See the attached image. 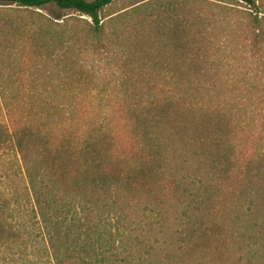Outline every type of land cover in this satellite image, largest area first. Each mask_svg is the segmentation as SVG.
I'll return each mask as SVG.
<instances>
[{
    "label": "trees",
    "instance_id": "trees-1",
    "mask_svg": "<svg viewBox=\"0 0 264 264\" xmlns=\"http://www.w3.org/2000/svg\"><path fill=\"white\" fill-rule=\"evenodd\" d=\"M116 1L0 0V59L5 54L22 58L14 67L16 77L9 75L11 83L0 66V159L19 164L45 264H191L214 253L220 257L233 237L232 205L241 196L246 200L260 194L264 208V152L238 160L231 128L236 110L264 118V77L253 85L256 100L234 102L236 110L224 108L226 100L174 98L172 93L184 86L178 81L181 75L195 77L203 70L198 65L203 61L193 54L200 53L211 21L198 27L175 0L160 3L159 9L146 7L157 0H132L123 12H106ZM239 1L255 6L246 21L249 47L263 59L264 7L255 0ZM47 4L88 19L55 21L37 10ZM146 8L145 17L134 19L129 28L125 25L122 43L127 48L121 47L108 24L130 9L133 15ZM163 52L168 55L162 57ZM142 57L150 62L137 65L150 76L178 79L165 91L169 95L152 98L148 93L145 101L129 105L121 116L112 115V131L96 135L83 129L81 116L56 113L77 108L85 92L110 87L107 71L115 76L120 61L133 63ZM125 61L124 67L129 66ZM26 69L31 93L45 89L71 98L56 102L35 94L19 96L26 89ZM46 75L58 81L37 78ZM16 79L21 85L12 83ZM190 81L186 84L193 88ZM168 83L153 87L164 90ZM260 124L264 127V119ZM246 127L243 130H251L250 122ZM187 167L193 168L191 178ZM188 179L206 194L203 198L186 188ZM17 191L15 186L10 193L15 197ZM182 195L192 197L197 206L188 204L178 212L175 200ZM246 204L251 210L252 202ZM20 205L17 200L16 205L0 201V246L33 243L37 237L30 234V224L14 216L11 207L23 212ZM149 234L153 239L146 240ZM228 250L235 252L233 246Z\"/></svg>",
    "mask_w": 264,
    "mask_h": 264
},
{
    "label": "rangeland",
    "instance_id": "rangeland-1",
    "mask_svg": "<svg viewBox=\"0 0 264 264\" xmlns=\"http://www.w3.org/2000/svg\"><path fill=\"white\" fill-rule=\"evenodd\" d=\"M131 1L132 0H118L107 7L106 12H123L125 9H121ZM167 1L168 0H157L152 5L146 4V7L159 9L158 6L161 5L160 3L164 4ZM175 2H177V5L180 7V11L188 14L192 19H195L194 24H197L198 27L202 26L203 29L211 21L212 30L209 33L204 32L205 38L204 43L201 44L200 53L198 55L193 54L195 59L203 61L201 64H198L199 66H203V70L200 74L195 77L191 74L187 75L188 77L181 75L182 77L184 76L182 80L173 78L164 79L162 76H150L152 73L149 71L141 70L142 68L139 69L137 64L139 62L140 64H143L145 61L150 62L149 57H142L139 61L135 60L133 63L128 62L129 60H122L119 62V70H117L115 76H109V72H113V70H110L109 72L107 71V78L112 82L110 87L105 90L98 89L93 90L92 92H85L82 95L85 97L81 99L78 106L76 105L77 108L68 107L64 110L61 108L56 113L59 114L60 112L63 114V112H65V117L81 116L80 118L84 119L82 122L84 125L83 129L88 135L103 133V131L107 129L112 131L115 125L112 115L121 116V114L127 110L129 105L134 107L140 101H145L148 93L150 94V97L155 96L156 94H159L160 96L163 94L169 95L168 93H165V91H167L170 84H173L174 87V82L177 80L180 82L184 81V86L181 84L179 86L180 89L175 94L172 93V96L177 99H191L190 97H192L205 101L211 100L212 103L224 102L223 100H226L229 102L225 103L224 108H227L228 110H230L231 106L236 110L234 102L248 101L249 104V100H256L257 92L252 91V89L253 85L255 83H261L264 77L262 76L264 73V58H258L251 51L249 47L250 36L249 33H247L248 27L246 25L247 17L249 15H254L256 12L255 6L239 0H175ZM255 5L264 7V0H255ZM0 7L4 6L0 4ZM147 9L148 8L143 9L140 13L133 15H131L132 9H130L120 14L123 15L121 18L108 24L107 30L115 32L117 38L121 41V47L123 46V48H127L122 43V41H124L122 35L124 27H126L125 25H128L129 28L134 19L138 20V17H145V15L148 14ZM37 10L49 15L50 18L58 22L75 18L88 19L86 16H80L79 12L75 10L59 9L54 4L44 5ZM54 17H59V19H55ZM147 45L148 44H144V46ZM202 51L205 55H208L207 58L204 59L205 55L202 54ZM124 52L126 54V50H124ZM167 55L168 53H164L162 57H166ZM17 56L18 55L13 54L9 57L8 54H5L4 58L0 59V66L4 68L3 77L6 78L8 82H10V74H13V76L16 77L14 74V67H16L17 63L22 60V58H20L18 61ZM25 58H27V56ZM123 58L125 59L124 55ZM123 61L130 63L129 66L124 67ZM27 63L28 61L25 60V65H27ZM111 69H113V67H111ZM27 70L28 69L25 71L26 77H24L26 79L22 82L23 85L27 84L26 89L18 92L19 96L24 95V97H29L30 95L35 94L33 92L31 93L29 90L30 84L27 82L30 77ZM37 78L42 80V82H49L51 79L58 81L54 76H37ZM189 79L193 80V82L190 81L193 88L188 87L189 85L186 84ZM166 80H169L170 83L165 85L164 90L159 89L158 87H153L154 84L161 86ZM104 81L105 80L103 79L102 82ZM2 82L4 83V81ZM12 83L15 85H21V82H18L17 79ZM159 83L162 84L159 85ZM67 94L68 93H63L62 95H60V93L55 94L52 91L47 92L44 89L32 96H35V98L41 96L48 99H54V101L57 102V100L66 101V99L71 98V95ZM82 96L78 95L79 98ZM234 113V121H232L231 128L234 129V135L236 136L235 154L238 156V160L241 159L242 155L247 157L250 156V154H252V157L258 158L264 152V137L262 135L264 127L260 124L264 119L263 116L258 117L252 115V112L245 109L236 110ZM84 117L89 119H85ZM246 122H250V131L243 130V128L246 127ZM121 124L122 127L126 125L125 123ZM70 125L72 126L73 124L69 123L68 126ZM126 134H123L125 138ZM187 169L188 167L185 170L187 171ZM192 172L193 168H190V170L187 171L186 176L188 178L193 177L194 173ZM5 173L8 174L7 177L4 176ZM21 176V169L15 159L12 161H3L0 159V201L3 202L7 200L10 201L12 205L13 202H15L16 205V200L19 201L22 205L17 208H21L22 211H24H17L15 206L11 207V210L14 209L13 214L15 217L21 216V219L25 221L28 226H32H30L31 229L28 230L30 231V234H33L34 237L37 235V237L33 243L27 242L24 243L25 245L20 244V246H12V244H8L0 246V264H34L35 262H37V264H45L46 256L43 250V243L41 237L38 235L37 229L34 228L35 224H33V213L31 211L32 206L23 190ZM187 183L186 188L190 187L192 194H201L202 198L206 195L203 194V191L199 189L197 185H192L189 179L187 180ZM14 185L18 189L17 192H14V195H16L15 197L10 193L11 189L15 187ZM193 200L192 197L187 199L183 195L179 196L175 200L177 201L175 209L180 212L187 207L188 204L191 208H193L191 204L197 206V203H194ZM250 201L252 202L251 210H247L246 202ZM263 209L264 208L260 202V194L255 197L248 196L246 200L241 196L240 201L237 204L232 205L230 209L231 216L233 217L231 219L234 224L232 225V228L231 226L229 227L230 232H233V237L231 240H227V245L229 247L233 246L235 252L230 254L228 250L229 247H224V253L220 257L218 253H214L213 256L210 254L204 256L205 258H201L200 260L196 259L193 262L190 261V263L264 264V226L262 225L264 221ZM175 214L178 217V213ZM120 224H125V226L128 225L127 222H122ZM162 231H164V233H169L165 228H162ZM149 236L150 234L146 237V240L153 239ZM175 240H177V238H173V241ZM32 244L35 245L33 246Z\"/></svg>",
    "mask_w": 264,
    "mask_h": 264
}]
</instances>
